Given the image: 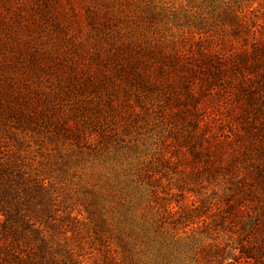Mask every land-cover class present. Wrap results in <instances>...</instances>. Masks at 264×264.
<instances>
[{
    "label": "trees",
    "instance_id": "1",
    "mask_svg": "<svg viewBox=\"0 0 264 264\" xmlns=\"http://www.w3.org/2000/svg\"><path fill=\"white\" fill-rule=\"evenodd\" d=\"M107 2L112 1L86 3L94 45L80 49L96 70L81 72L68 58L48 68L30 54L28 66L40 71L30 74L21 70L19 57L0 55V264H139L132 257L142 252L137 243L118 238V257L94 219L93 206L70 189L65 155L27 148L41 147L39 136L45 135L78 150L107 149L119 129L141 118L166 129L163 143L174 157L127 163L124 182L141 184L144 177L148 185H161L164 170L187 163L189 170L166 187L181 201L193 197L175 210L166 205L173 232L160 230L165 223L156 213L142 235L131 230L134 242L148 249L155 244L148 233L171 234L170 241L157 242L153 264H175L172 258L178 256L182 264L193 249L189 244L181 252L175 246L180 221L174 217L180 214L187 222L182 234L196 225L209 236L194 251L196 264H264V18L244 21L239 7L224 5L221 25L229 33L215 34L214 20L188 35L148 38L125 32ZM62 66L68 71L56 79ZM207 102L219 103L224 113H210ZM228 112L239 129L214 130L218 116ZM182 150L188 158L179 154ZM75 153L83 152H70L68 159ZM201 172L207 182L222 183L212 184L205 198L190 187ZM157 196L153 189L150 197Z\"/></svg>",
    "mask_w": 264,
    "mask_h": 264
},
{
    "label": "rangeland",
    "instance_id": "2",
    "mask_svg": "<svg viewBox=\"0 0 264 264\" xmlns=\"http://www.w3.org/2000/svg\"><path fill=\"white\" fill-rule=\"evenodd\" d=\"M89 1L48 0V6L45 7V0H0V55H10L9 58L11 56H13L12 58L19 57L18 63H22L19 66L20 68L23 66L21 70L28 71L30 74L40 73L36 69L33 70L31 65L28 66L30 54L41 57V63L48 68H51L53 61L58 63V61L68 58V61L76 63L78 68L82 69L81 72L96 70L95 64L90 65L88 57L81 51L82 49L90 51L94 45L91 41L94 39L93 26L86 10L88 7L86 3ZM108 1L112 2H107V9L119 16L118 25L125 32L135 33L136 36L143 33L148 38L160 36L177 38L179 35H188L189 32L201 31L207 25L213 24L214 20L217 21L212 26L215 34L229 33V30H224V24L221 25L223 23L222 9L224 5L230 6L231 9L239 7L238 10L241 11V17L244 21H261L264 18V0ZM3 42L6 43L3 44ZM82 45L84 48L80 49ZM79 49L81 53L79 52L77 57L75 52H78L76 50ZM21 50L24 51V54L20 57L18 51ZM75 57L77 59L72 60ZM9 58H7L8 61ZM66 71H68L67 66L58 68L56 79H59ZM41 74L44 77L50 75V73ZM218 104L216 106L207 102L208 111L214 114L224 113L223 108L220 109ZM225 108H229V106H225ZM228 114L218 116V121L213 126L214 130L222 125L227 134V128L234 131L239 129L238 124H235V120L232 118L233 115L231 116L230 112ZM125 128L118 130L117 136L107 149L93 150L90 146L78 150L67 143L48 139L45 135L39 136V139L43 141L41 147L38 143H31L27 149L58 151L65 156H69L70 152H83L75 153L69 159L68 156H64L69 162L66 177L70 189L76 192L77 197L85 206H93L94 219L102 230L104 238L108 239L111 243L110 246L117 251L118 257L121 254L118 238H122L129 244L137 243L136 251L140 252L141 250L142 252L138 255L134 253L132 257L139 264H153L159 247L157 242L170 241L172 239L171 234L162 236L148 233L149 236H147L154 239L155 244L147 249L142 246L141 242H137L138 240L134 242L135 238L131 236V230L142 235V228L149 226L147 220L158 213L159 218L162 217L160 222L165 223L160 230L173 232L171 231L173 220L167 217L166 205L174 207L173 210H175L179 205H189L193 196L192 194L187 195L181 201L179 193L166 186L167 183L174 184L176 179L181 178L182 173L188 171L190 165L178 163L169 166L163 171L165 177H163L161 185L153 184L152 187L143 177L139 182L141 184H135L138 187L137 193L135 185L125 183L126 178L121 175L122 169L128 168L126 164H136L138 159L149 162L152 156L174 157L170 153V151L173 153L174 150H171V147L167 149L166 144L163 143L164 136L167 134L164 127L165 130L161 127H150V124L141 118L134 120L131 128ZM179 154L183 155L184 158L189 157L183 150ZM207 178L206 172H201L197 178V185L190 183V187L194 188V192L201 198L211 194L212 184L215 182L219 186L222 185L220 179H210L207 182ZM153 189H157L159 193V196L154 199L150 197ZM172 194L175 195L172 196ZM141 214L146 215L145 218L141 217ZM174 218H178L180 221L175 224L180 231L179 236L173 237V240H178L175 246L179 247L181 252H186L189 244L192 246L189 248L193 249L189 253L188 259L184 260L183 263L196 264L192 258L194 251L209 236L201 234L202 229L197 228L196 225H189L185 230L186 234H182V228L187 224L186 219L180 217V214ZM193 234L194 236H192ZM223 240L226 241V238ZM172 259L175 264L180 263L179 256Z\"/></svg>",
    "mask_w": 264,
    "mask_h": 264
}]
</instances>
